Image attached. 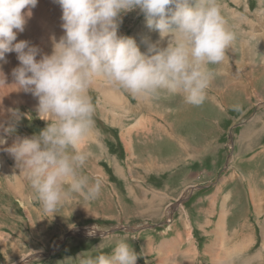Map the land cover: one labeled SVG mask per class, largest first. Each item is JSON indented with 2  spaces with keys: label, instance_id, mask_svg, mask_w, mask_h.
I'll return each mask as SVG.
<instances>
[{
  "label": "rangeland",
  "instance_id": "rangeland-1",
  "mask_svg": "<svg viewBox=\"0 0 264 264\" xmlns=\"http://www.w3.org/2000/svg\"><path fill=\"white\" fill-rule=\"evenodd\" d=\"M263 1L219 0L226 26L236 40L226 51V63L210 66L214 78L202 104L193 106L181 96L162 94L149 99L150 107L141 101L143 97L122 89H112L117 94L109 103L102 90L92 91L94 131L84 145L92 156L81 172L90 182H101V193L94 201L76 195L56 213L42 211L26 175L5 149L17 136L38 134L47 122L38 118L37 109L16 101L18 95L1 99L0 87V100L23 114L14 135L0 132L7 141L0 147V264H77L79 254L96 255L95 247L101 242L102 251L111 253L120 240L139 253L137 264H161L158 248L165 241L178 245L169 255L175 258L172 264H185L182 258H189L191 264H213L205 248L217 241L222 217H227L228 225L224 224L227 245H218L220 260L264 264V166L256 161L253 167L257 151L264 149V134L250 147L241 134L255 117H264V75L257 76L259 71H255L246 78L248 56L242 54L244 45L264 46V35H258L264 31L260 25L264 23ZM248 16H252L249 23ZM61 17L55 0H39L16 42L25 39L49 53L51 38L64 34ZM121 21L119 34L135 38L142 51H146L143 38L160 40L158 32L146 27L139 9L122 14ZM6 57L0 70L8 83L13 82L12 70L19 61L16 53ZM223 70L230 79L223 76ZM122 98L124 108L117 106ZM8 110L0 108V123L8 119ZM139 113L144 114L142 125L134 126ZM162 130L170 135L161 136ZM130 135L134 154L128 152ZM213 202L216 210L211 213ZM94 226L96 234L89 236ZM102 236L107 238L102 241ZM244 237L249 243L241 253L231 255L223 249L239 245Z\"/></svg>",
  "mask_w": 264,
  "mask_h": 264
},
{
  "label": "clouds",
  "instance_id": "clouds-1",
  "mask_svg": "<svg viewBox=\"0 0 264 264\" xmlns=\"http://www.w3.org/2000/svg\"><path fill=\"white\" fill-rule=\"evenodd\" d=\"M39 0H0V61L16 53L13 84L0 70V87H15L38 98V118L47 126L31 137H16L5 149L25 174L44 213H56L73 196L94 201L101 182H90L81 169L91 158L83 147L94 131L92 91L122 89L145 99L162 94L202 104L214 78L210 66L221 64L236 40L219 0H55L62 9L64 34L52 40L51 54L17 41ZM139 9L146 27L160 40L145 37L142 51L133 37L120 35L121 15ZM27 10V11H25ZM166 41V46L164 42ZM39 57V59H38ZM0 132L11 136L23 118L9 109ZM7 141L0 137V147ZM96 227L88 233L95 236ZM106 236H102L106 239ZM81 253L77 264H137L139 253L120 240L111 253Z\"/></svg>",
  "mask_w": 264,
  "mask_h": 264
},
{
  "label": "bare ground",
  "instance_id": "bare-ground-1",
  "mask_svg": "<svg viewBox=\"0 0 264 264\" xmlns=\"http://www.w3.org/2000/svg\"><path fill=\"white\" fill-rule=\"evenodd\" d=\"M40 6V5H39ZM44 9V8H43ZM44 11V10H43ZM55 34V33H54ZM53 35V34H52ZM56 37V36H55ZM60 37H61V34H60ZM59 38V37H58ZM57 38V39H58ZM27 39V38H26ZM25 40V39H24ZM52 46V45H51ZM48 51V50H47ZM52 51V50H51ZM51 51H49V53H47V54H51ZM8 55V54H7ZM6 55V56H7ZM7 58V57H6ZM228 60V58L227 57H225V60L221 63L222 65L221 66H223L224 65V63H226V61ZM3 63H4V61H0V67L3 65ZM228 64V63H227ZM240 66V65H239ZM2 68V67H1ZM5 68V67H4ZM223 76H227L228 74H225L224 73V70H223ZM222 76V77H223ZM227 78H229V76H227ZM13 79V78H12ZM230 79V78H229ZM229 79H223V81L225 82V84H228L229 82H226L227 80H229ZM226 80V81H225ZM240 80V79H239ZM254 80V79H253ZM14 82V81H13ZM13 82H11V81H9L8 82V85L10 86V84H12ZM241 85V84H240ZM2 88V93H3V96H1V99H6V100H8V99H11L13 96H16V95H18V97L19 98H21V100H19V98H18V100H16V101H22L23 103H25L26 105H28V106H30L31 107V109L33 110V111H35V109H37V107H38V98H36V97H34L31 93H26V92H24V91H22V90H20V91H18V89L17 88H15L14 86L13 87H1ZM97 89H99V90H102V92H103V96L105 97V99L109 102V103H112V101L114 100L113 99V93L114 94H117L115 91H112V89H109V88H107V90L106 89H104V88H102V87H98ZM13 93V94H12ZM120 94V93H119ZM12 95V96H11ZM3 97V98H2ZM123 97V96H122ZM137 97V96H136ZM118 99V101H119V98H117ZM139 99V98H138ZM141 99V101H143L147 106H150V107H152L149 103L151 102L149 99V102H148V100L147 99H143V98H140ZM147 100V101H146ZM126 100L124 99V98H122L121 99V101L118 103L117 102V106H119V107H122V108H124V104H126V102H125ZM146 101V102H145ZM156 101V100H155ZM121 102H124V104L123 105H121L120 103ZM155 103V102H154ZM16 105H17V103H16ZM141 105V104H140ZM144 105V104H143ZM154 105V104H153ZM162 106V105H161ZM146 107V106H145ZM144 107V108H145ZM0 108H3L4 109V111H6L7 112V110L9 109V107H7L6 106V102H5V100H0ZM159 108V107H158ZM146 109V108H145ZM164 109V108H163ZM166 110V109H165ZM35 112H37V111H35ZM8 114V113H7ZM140 114V119L136 122V124L134 125V126H138V125H140V124H142V121H141V118L143 117V115H141V113H139ZM144 118V117H143ZM130 126V125H129ZM128 126V127H129ZM170 127L172 128V125H170ZM133 129V128H132ZM131 131L132 130H130L128 133L129 134H131ZM174 131V130H173ZM151 132V131H150ZM175 132V131H174ZM146 133V132H145ZM164 134H167V135H170V134H168V133H166L165 131H163L162 130V132H161V136H163ZM134 136V135H133ZM139 137V136H138ZM151 137V136H150ZM91 138V137H90ZM131 138H132V135H130V138L128 139V152H129V154H131V153H133L134 151H132V148H133V144H132V140H131ZM91 140H92V138H91ZM151 140V139H150ZM88 141V140H87ZM87 141H86V144H87ZM89 142V141H88ZM102 142V141H101ZM174 142V141H173ZM103 143V142H102ZM127 144V143H126ZM5 146H8V144L7 145H5ZM87 146V145H86ZM99 146H101V145H99ZM83 147H85V146H83ZM102 147H103V145H102ZM134 154V153H133ZM10 155V154H9ZM10 157L11 158H13L11 155H10ZM97 164V163H96ZM262 208H264V204H263V207ZM262 210V209H261ZM261 210H258V211H261ZM225 211V210H224ZM223 214H225V213H223ZM209 224V223H208ZM225 228H224V219H223V217H222V223H221V225L219 226V228H218V231H217V241L215 242V243H212V244H210V245H208V247L206 248V251H205V253H207V255H209L210 257H211V260H212V262H214V260H215V262L216 263H213V264H229L228 262H226L225 261V263H224V261H222V260H220V256L222 255V253H218V251H220L219 250V247H218V245H220V243H221V245L223 246V245H227L226 244V242H225ZM238 233V232H237ZM220 239H221V241H220ZM247 243H249V241H248V239L246 238V237H244L241 241L239 240V245L238 244H235V245H231V247H229V248H223L225 251H229L228 252V254H231V255H234L233 253H236V255L237 254H239V253H241L242 251H244L245 250V247H244V245L245 244H247ZM161 248H158V251H159V257H161V264L163 263V264H165L166 262H167V264H169V263H173V262H175V258L174 257H172V256H169L174 250H175V248L176 247H178V245H174V244H171V242H163L161 245ZM180 246V245H179ZM234 247V248H233ZM218 249V250H217ZM178 248H177V254H178ZM224 251V252H225ZM232 259V258H231ZM254 259H256V258H254ZM253 259V260H254ZM182 260H183V262H185V264H191V260L189 259V258H182ZM234 260V259H233ZM249 261H250V259H249ZM181 264H183V263H181Z\"/></svg>",
  "mask_w": 264,
  "mask_h": 264
},
{
  "label": "crops",
  "instance_id": "crops-1",
  "mask_svg": "<svg viewBox=\"0 0 264 264\" xmlns=\"http://www.w3.org/2000/svg\"><path fill=\"white\" fill-rule=\"evenodd\" d=\"M264 2V1H263ZM256 14V13H255ZM239 17V16H238ZM237 17V18H238ZM252 16H248V18H246V20L248 21L247 23H249L251 20H252V18H251ZM260 17V16H259ZM246 23V24H247ZM261 26H264V23H261L260 24ZM258 35H264V31H261ZM257 39L255 38L254 39V41H256ZM243 50H246V52H242V54L243 55H247L248 56V60H245V63L244 64H246V66H245V68H244V71H245V75H246V78H251V73L252 72H255V71H259V73H258V75L257 76H259L260 74H262L263 73V75H264V46H257V45H255L254 47H250V45H244V49ZM242 50V51H243ZM249 62V63H248ZM261 68V69H260ZM263 69V70H262ZM240 75L242 76V77H244V74H242L241 72H240ZM255 78V77H254ZM252 81H253V79H252ZM261 92H263L264 93V90H262ZM138 121V120H137ZM136 121V122H137ZM136 124V123H135ZM140 125H142V124H140ZM140 125H138V126H140ZM243 127H245L244 129H243V131L241 132V134H242V136H243V139H242V141L247 145V146H249L250 147V144H257L258 142H257V139H262L263 138V134H264V117H255L252 121H250L247 125H245V126H243ZM127 131H129V130H127ZM92 135V134H91ZM160 135V134H159ZM161 136H159V138H160ZM171 136H167L166 138H170ZM131 140H132V144H134V142H133V138H131ZM247 143H249V145L247 144ZM262 151V152H261ZM257 153H258V156L257 157H254V159H255V161L253 162V167L254 166H256L257 164L255 163L256 161L260 164V165H263L264 166V149H260V150H258L257 151ZM149 154H151L152 156L154 155V153H149ZM223 195H224V193H223ZM253 195V194H252ZM223 197H229L230 198V196L229 195H224ZM253 199V203L255 202V200H254V198H252ZM209 212H211V213H214L215 212V210H216V205H214V202L210 205V207H209ZM258 210H259V208H258ZM222 214H221V209H219V216H221ZM219 216H218V218H219ZM220 219V218H219ZM226 220H227V217L224 219V224L225 225H228L227 224V222H226ZM218 222H219V220L217 221V223L216 224H218ZM215 224V225H216ZM185 225H187V224H185ZM236 225V224H235ZM242 229H243V227H242ZM249 229V228H248ZM213 231H214V229H213ZM236 232H238V234L240 235V231H236ZM242 236V235H241ZM240 236V237H241ZM232 238H234V237H232ZM235 239V238H234ZM208 247V246H207ZM206 247V248H207ZM206 248H205V250H206ZM159 252V251H158ZM159 254V253H158ZM207 254V253H206Z\"/></svg>",
  "mask_w": 264,
  "mask_h": 264
}]
</instances>
